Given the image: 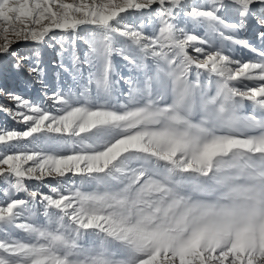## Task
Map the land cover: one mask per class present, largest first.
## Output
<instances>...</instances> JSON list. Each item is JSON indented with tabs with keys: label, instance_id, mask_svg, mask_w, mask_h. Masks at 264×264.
<instances>
[{
	"label": "snow or ice",
	"instance_id": "6c2138e0",
	"mask_svg": "<svg viewBox=\"0 0 264 264\" xmlns=\"http://www.w3.org/2000/svg\"><path fill=\"white\" fill-rule=\"evenodd\" d=\"M5 67L0 264H264V0H0Z\"/></svg>",
	"mask_w": 264,
	"mask_h": 264
},
{
	"label": "rangeland",
	"instance_id": "374dc122",
	"mask_svg": "<svg viewBox=\"0 0 264 264\" xmlns=\"http://www.w3.org/2000/svg\"><path fill=\"white\" fill-rule=\"evenodd\" d=\"M246 38L254 44H259V41L255 40L251 33H249ZM42 55L45 63L49 66V75L51 77L54 71L52 62L57 59L55 52L51 49H43ZM245 55L247 56L248 54L245 53ZM0 86L8 87L13 91L29 96L33 99H36L40 94L39 85L26 86L25 77L17 75L10 67L0 69ZM0 127L18 128L19 125H17L4 113H0Z\"/></svg>",
	"mask_w": 264,
	"mask_h": 264
}]
</instances>
